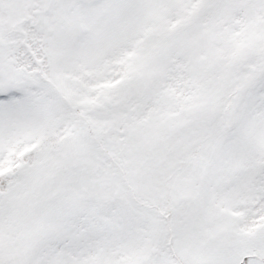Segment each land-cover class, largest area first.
<instances>
[{"label":"snow or ice","instance_id":"snow-or-ice-1","mask_svg":"<svg viewBox=\"0 0 264 264\" xmlns=\"http://www.w3.org/2000/svg\"><path fill=\"white\" fill-rule=\"evenodd\" d=\"M0 264H264V0H0Z\"/></svg>","mask_w":264,"mask_h":264}]
</instances>
